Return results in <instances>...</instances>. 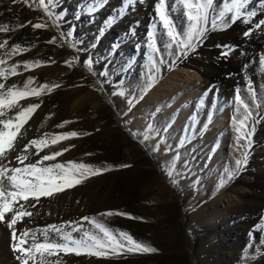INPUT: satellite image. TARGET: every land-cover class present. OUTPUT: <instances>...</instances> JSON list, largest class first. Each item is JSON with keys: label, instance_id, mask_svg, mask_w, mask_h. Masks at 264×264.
Here are the masks:
<instances>
[{"label": "rangeland", "instance_id": "obj_1", "mask_svg": "<svg viewBox=\"0 0 264 264\" xmlns=\"http://www.w3.org/2000/svg\"><path fill=\"white\" fill-rule=\"evenodd\" d=\"M5 1L0 3V23L26 26L12 31L11 36L0 34V41H9L6 50L1 51H8L15 43L29 47L26 60L16 59L17 62H46L41 68L29 71V76L35 78L33 86L38 87L44 83L61 85L45 97H31L37 99V102L42 99L45 101L44 114L50 122L44 123V127L50 131L54 125L53 120H50L54 112L76 102L82 107L78 112L80 116L76 114L73 118L77 122L76 132L90 133L76 137L83 140V149L79 153L66 160L62 159V155L51 163H66L68 160L96 167L113 166L110 171L93 176L60 194L59 202L66 208V221H80L84 216H96L107 226L123 228V231L129 232L137 240L158 250L147 254L130 253L118 259L90 257L86 264H264V123L260 116L255 124L253 146L246 168L222 188L219 187L221 176L226 169L234 167L239 156L235 145L236 133L231 124L235 114V90L239 87H233L222 95L216 90L212 95L210 90H213L211 86L214 84L210 83L206 89L203 82L204 87L199 89L203 92L205 88L207 92V96H203V107L196 109L192 95L193 100L187 108L188 111L191 109L193 115L199 110L202 114L196 125L198 134L180 148L177 145L185 137L186 127L191 131L193 116L187 112L178 116L180 107L187 103L180 102L184 100V91L189 89L184 87V77L180 78L176 73L180 68L179 62L171 70L163 66L155 85L143 99H139L148 71L146 34L151 25L157 23L153 9L157 0L137 3L102 34L106 21L119 13L122 0H105L104 6L91 16L84 14L83 9L92 0H56L58 8L55 10L64 12V20L60 22L59 29L40 9L38 2L29 5L25 0ZM166 2L173 9L178 29L184 30L186 21L176 12L180 6L174 5V0ZM219 6L223 7V4ZM35 23L49 26L34 29L32 25ZM73 25L76 39L83 41L79 47L84 51H75L60 36L61 30L67 33ZM130 28L135 29L134 36ZM54 37L56 42L48 43ZM93 44L96 47H91ZM116 44L119 47L114 49ZM89 55L94 60L99 58L94 63L93 71L83 65ZM191 55L183 60L191 59ZM76 56H79V61L73 67L65 65L66 60ZM171 59L169 57V62ZM253 61L255 63L254 58ZM105 68L110 74L108 77L99 75ZM122 68L124 71H120ZM20 76L18 84L23 86L26 80ZM121 80L126 95H112L120 87L117 82ZM101 81L109 82L101 87ZM254 86L264 94L262 81ZM239 89L242 96L247 95L245 86ZM132 96H136L138 102L128 112V100ZM209 116L214 117L216 123L213 126L208 121ZM149 123H154L161 136L166 137V143H162L160 150L155 153L151 147L155 146L160 137L147 142L149 146L146 147L139 142L142 137L134 139L129 132V129L143 132ZM205 124L208 125L206 128ZM166 127L168 130L165 132ZM169 147L172 150L166 153L165 149ZM63 148L68 146L64 145ZM51 151L57 150H48L47 154ZM178 152L180 160L177 170L180 175L179 183L174 186L163 168ZM121 164L131 167H116ZM99 200H106V204L113 202V205L99 206ZM75 202L80 204L82 215L74 213L75 208L71 204ZM109 211L128 213L141 219L99 215ZM10 216L8 214L6 219ZM27 221L28 224L35 223L34 220ZM26 223L25 226L22 222L17 223L18 235L24 229H32ZM0 224V264H19L11 249V230L7 222ZM83 224L85 228L92 227L87 221Z\"/></svg>", "mask_w": 264, "mask_h": 264}, {"label": "snow or ice", "instance_id": "obj_2", "mask_svg": "<svg viewBox=\"0 0 264 264\" xmlns=\"http://www.w3.org/2000/svg\"><path fill=\"white\" fill-rule=\"evenodd\" d=\"M16 2V0H13ZM38 2L40 9L52 20V23L58 29L61 27V21L64 20V12L56 11L58 8L56 0H25V3L31 4ZM137 3H143V0H122V6L117 15H114L106 21L105 29L117 22L120 17L127 14L130 8ZM220 3L223 7H220ZM252 0H174V5L180 7L176 9L178 15L186 21V28L179 30L178 25L173 18V9H170L166 0H157L155 4V16L157 23L151 25L147 32L146 60L147 73L143 88L140 90L139 99L148 93L155 85L162 71L163 66H174L178 61L194 54L199 46L206 39L207 35L213 31H226L232 28L237 22L249 25L243 33L245 39H251L256 31H264V19L253 23V18L258 15L256 9L249 10ZM105 0H92V3L85 6L83 13L89 16L102 8ZM261 10H264L262 4ZM79 19V17H77ZM31 23V22H29ZM26 25L9 26L0 24V32L15 31L17 28ZM49 25L45 23H35L34 29H44ZM130 33L134 36L135 29L130 28ZM61 38L69 43V46L75 51L80 52L84 49L79 45L83 41H78L75 37V25L67 33L60 32ZM56 38L48 41L55 43ZM9 41L7 39L0 41V49H5ZM34 47V45H33ZM91 47H96L95 44ZM119 47V44L113 48ZM220 57L229 58L236 47L233 45H220ZM30 51L29 47H24L20 43H15L12 47L0 54V223L6 221L7 227L11 230V249L15 254V259L19 264H61L60 254L75 256L85 255L87 257H96L104 259H118L130 253H155L158 250L149 244L139 241L127 231L113 229L101 222L96 216H84L80 221H66L60 224H48L45 227L24 229L17 234L16 225L22 222L26 217H33L34 213L29 208H34L41 201L42 197L52 198L55 195L64 192L82 184L85 180L110 171L113 166L96 167L86 163H77L76 161H67L66 163H46L56 161L58 157L67 152L68 148L57 151H51L48 154L41 155L45 149H51L62 141L79 137L81 135H90V133H78L76 131L63 133L46 132L39 138L28 140L21 148L19 142L25 140L27 132L25 126L41 107L42 100L39 103H28L26 106L21 101L31 97L40 98L51 94L54 90L61 87L59 83H44L38 87L33 86L35 78L29 76L23 86L16 83L8 84L11 77L22 75L19 71H31L46 63L40 60H27L8 64V60L14 56L22 55ZM169 57H172L169 62ZM89 55L83 62L84 67L93 71L94 63L98 62ZM79 61V56L66 60L64 63L68 67H73ZM54 63V61H51ZM258 64L264 69V54L258 60ZM124 71V69H120ZM99 75L108 77L110 74L107 68ZM109 81H101L103 84ZM120 85L118 90L112 95L125 96L126 89L123 87V81H118ZM247 95L242 96L241 90L237 88L234 95V112L231 118L232 130L236 133L235 145L239 152L235 160L234 167L226 169L219 180V187L229 183L236 175L243 171L249 160L251 148L253 146L252 136L255 131L257 117L264 115V94L257 91L251 78L246 84ZM207 92L205 93V97ZM138 102L136 96L128 100V112H131ZM204 98L199 101V106L203 107ZM159 111V109H157ZM211 116L208 117L210 122ZM196 115L192 117L191 131L188 127L185 129V137L180 140L177 148L190 143L198 134L196 125L198 124ZM71 121H64L58 124V128H63ZM169 125L168 127H170ZM208 125L205 124L206 128ZM40 127H44L41 124ZM168 127L164 129L166 132ZM133 138H139V142L146 147L147 142L156 137H160L155 146L151 147L153 153L160 150L161 144L166 143V137L161 136L160 130L149 123L143 132L129 129ZM243 141V143H241ZM71 147H74L72 145ZM171 147L166 148L165 152H170ZM90 155V154H89ZM38 157V159H37ZM13 160L19 166L10 167ZM180 160L178 152L171 161L164 165L163 170L169 178L170 183L176 186L179 183L180 173L177 170V164ZM116 167H131L128 164L117 165ZM23 202V203H21ZM101 217L113 215L127 216L129 219H141L123 212H102ZM87 221L91 228H85L83 222ZM57 257L56 260L49 258Z\"/></svg>", "mask_w": 264, "mask_h": 264}, {"label": "bare ground", "instance_id": "obj_3", "mask_svg": "<svg viewBox=\"0 0 264 264\" xmlns=\"http://www.w3.org/2000/svg\"><path fill=\"white\" fill-rule=\"evenodd\" d=\"M3 1H5V0H0V3H2ZM262 4H264V0H252V3L249 6V10L256 9L259 13L256 17L253 18V23H255L258 20L264 19V10H261ZM255 6H257V7H255ZM153 9H155V8H153ZM0 13H1V11H0ZM2 14L4 15V13H2ZM0 17H1V14H0ZM4 19H6V18H4ZM0 20H1V18H0ZM0 24H2V23H0ZM12 25H14V24H12ZM248 27H250V26L244 25L240 22H237L229 30L210 32L207 35L206 39L203 41V43L199 46L197 51L194 54H192L193 57L191 59L178 61L180 68L176 71V73L180 75V78L184 77V81L186 82V84H184V87L189 88L187 92L184 91V94H183L184 100L180 101L182 103L187 102V103H185L186 106L184 104V106H182V108L180 107L178 116L179 115L182 116L185 112H187L188 115H190L192 113L191 109H189V111L187 109L190 106L189 103L191 102V100H193L192 95L195 98L194 99L195 102L193 104L196 106V109L199 107V101L205 94L204 90H205V88L207 89L209 87L208 85L210 83L214 84L213 86H211L213 90H210L212 95L215 94L216 90L220 95H222L224 92H226V91L228 92L233 87L234 88L239 87V88L243 89V86L246 87V84H247V81L249 78L252 79V81L254 82V85H255V83H257L259 81H262V83H264V69H262L261 66L258 64V60H259L260 56L262 54H264V31H256L251 39H245L243 37L242 33ZM19 31H21V29ZM12 33H13L12 31L0 32V34H3L4 37L8 36V35L11 36ZM13 37H11V38H13ZM2 40H3V38H2ZM29 41H30V39H29ZM23 44L27 45V43H23ZM220 45H233L236 47V51H234L229 58L223 59L219 55L221 52V48L218 46H220ZM29 46H31V45H29ZM3 52L4 51H1V49H0V54H2ZM27 53H23L22 55H17V56L12 57L11 59L8 60V64L10 65L11 63H13L14 60L16 61V59L18 61L26 60V58H27L26 56L28 55ZM29 56H31V55H29ZM253 58L255 60V63H253L254 62ZM40 68H41V66H40ZM21 72H22V75L20 77L27 80L28 76L30 75L29 71H23V67H21ZM224 73H225V75H224ZM20 80H19L18 76H14V77H11L7 83L8 84H11V83L18 84V81H20ZM203 82H205L204 83L205 88H204L203 92H200L199 89L202 86L204 87V85H202ZM19 86H22V85H19ZM201 94H203V95H201ZM44 97H45V95H44ZM203 98L205 99V97H203ZM36 100L33 98H29L27 100L21 101V104L26 106L28 103H39ZM44 102L45 101H43V103L41 104V107L36 110L35 114L29 120L28 124L25 126V128L29 129V130L27 132L26 139L19 142V146L21 148L23 147V145L25 143L28 142V140H31L33 138H39L40 136H42L46 132L63 133L65 131L66 132L76 131L77 122L75 121V119L73 120V118L76 116V114L79 115L78 112L81 111L80 108H82L80 105L75 104L76 102L75 103L73 102V104L68 105V106L67 105L63 106V104H62L63 107L58 108L57 111L54 112L53 117L50 119V120H53L54 125H53V128L50 131H48V130H46L47 129L46 126L40 127L41 124L47 123L49 121V120L47 121L48 117H45V114H44V104H45ZM78 103H80V102H78ZM83 105H86V104H83ZM87 110H88V107H87ZM88 114H89V112H88ZM191 115L192 116L196 115L198 120L200 119V117H202V114L200 115V110H199V112L196 111V113L194 115L193 114H191ZM82 116H83V114H82ZM86 117H88V116H86ZM86 117H85V119H86ZM91 117H89L90 121H91V119H90ZM259 118H261V121L263 124L264 123V115H261ZM64 121H71V123L65 125L63 128H58L57 125L61 124ZM215 123L216 122L214 120V117H212V120H211L212 126ZM226 123H224V124L226 125ZM55 124H57V125H55ZM46 125H48V124H46ZM91 125L92 124H90V126ZM87 127H89L88 122H87ZM66 142L67 143L64 144L65 141H62L60 144L53 146L51 149H45V151L43 153H41V155L47 154L48 150H53V149L60 150L64 147V145H67L69 150L67 152H64V154L62 156V159L66 160V159H69V158L75 156L76 153H79L80 150L83 149L82 138H72V139L67 140ZM72 145H74V147H71ZM37 159H38V157H37ZM46 163H51V162H46ZM9 166L10 167H16L19 165L15 160H13L12 164H10ZM65 192H66V190L64 191V193ZM60 194L61 193L55 195L52 198L42 197L41 201L38 205H36L34 208L28 209V210L32 211L34 213V215L31 218L26 217L22 221V225L25 226V223L27 220H34L35 223L31 222L30 224H28V221L26 223L28 225H31L32 226L31 228L33 229V228L45 227L48 224H60V223L66 222V219H67V215L65 213L66 208H65V206H63L61 204V202H59L60 201V199H59ZM62 195L64 196V194H62ZM56 199H57V201H55ZM21 203H23V202H21ZM97 203H99V206H102V207H106V205H109L108 207H111L113 205L112 204L113 202L106 204V200H104V201L99 200V201H97ZM74 204H76L75 207H74ZM71 205H72V208H75L74 213H76L78 215H80L82 213L81 209L79 208L80 204L75 202ZM117 229L122 230L123 228H117ZM2 230H3V228H2ZM4 236H5V234H4ZM9 238H10V236H9ZM5 241H6V239H5ZM60 257H61V254H60ZM61 258H62L61 264H86L87 260L90 257H87L85 255L75 256L74 254L73 255L70 254V255H64ZM49 259L56 260L57 257H51Z\"/></svg>", "mask_w": 264, "mask_h": 264}]
</instances>
